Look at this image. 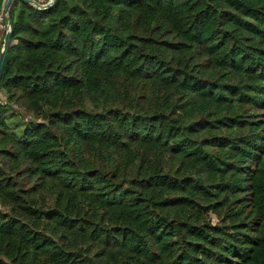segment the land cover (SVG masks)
<instances>
[{
    "label": "trees",
    "instance_id": "trees-1",
    "mask_svg": "<svg viewBox=\"0 0 264 264\" xmlns=\"http://www.w3.org/2000/svg\"><path fill=\"white\" fill-rule=\"evenodd\" d=\"M11 17L0 264H264V0Z\"/></svg>",
    "mask_w": 264,
    "mask_h": 264
},
{
    "label": "water",
    "instance_id": "water-1",
    "mask_svg": "<svg viewBox=\"0 0 264 264\" xmlns=\"http://www.w3.org/2000/svg\"><path fill=\"white\" fill-rule=\"evenodd\" d=\"M20 1L29 3L40 10H47L54 6L56 0H52V2L46 6L39 5L35 0H20ZM13 2L14 0H7L5 7H4V15L7 20V30H6L5 37L3 39V45H2L1 52H0V84L2 81V77H3V71H4L7 54H8L9 48L11 47V43H12L13 19L11 17V6Z\"/></svg>",
    "mask_w": 264,
    "mask_h": 264
},
{
    "label": "built area",
    "instance_id": "built-area-1",
    "mask_svg": "<svg viewBox=\"0 0 264 264\" xmlns=\"http://www.w3.org/2000/svg\"><path fill=\"white\" fill-rule=\"evenodd\" d=\"M39 5L46 6L49 5L52 0H35ZM5 15L4 13L0 15V29L3 30V33L7 30V23L5 22ZM2 33V34H3Z\"/></svg>",
    "mask_w": 264,
    "mask_h": 264
},
{
    "label": "rangeland",
    "instance_id": "rangeland-1",
    "mask_svg": "<svg viewBox=\"0 0 264 264\" xmlns=\"http://www.w3.org/2000/svg\"><path fill=\"white\" fill-rule=\"evenodd\" d=\"M2 33H3V30L0 29V38H1V35H3ZM19 114L22 116V119H24V120L26 119V120H29V121L31 120V118L29 116H27L25 114V112L19 111Z\"/></svg>",
    "mask_w": 264,
    "mask_h": 264
},
{
    "label": "crops",
    "instance_id": "crops-1",
    "mask_svg": "<svg viewBox=\"0 0 264 264\" xmlns=\"http://www.w3.org/2000/svg\"><path fill=\"white\" fill-rule=\"evenodd\" d=\"M2 37H3V35H1L0 40L2 39ZM1 98H2V100H4V95L1 94Z\"/></svg>",
    "mask_w": 264,
    "mask_h": 264
}]
</instances>
